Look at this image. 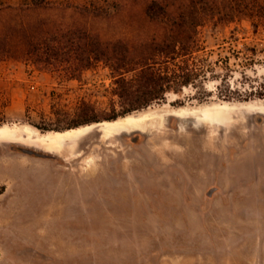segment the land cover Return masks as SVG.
<instances>
[{
  "label": "rangeland",
  "instance_id": "1",
  "mask_svg": "<svg viewBox=\"0 0 264 264\" xmlns=\"http://www.w3.org/2000/svg\"><path fill=\"white\" fill-rule=\"evenodd\" d=\"M41 1L0 0V17L158 31L149 0ZM199 39L206 78L128 114L103 62L70 79L0 60V264H264V28L207 22ZM82 103L99 121L61 150Z\"/></svg>",
  "mask_w": 264,
  "mask_h": 264
},
{
  "label": "trees",
  "instance_id": "2",
  "mask_svg": "<svg viewBox=\"0 0 264 264\" xmlns=\"http://www.w3.org/2000/svg\"><path fill=\"white\" fill-rule=\"evenodd\" d=\"M30 1L33 6L42 4ZM17 11L12 7L1 11L6 17H0V60L24 59L70 79L103 62L111 70L112 93L123 114L206 78L207 67L197 57L202 50L199 27L205 23L226 25L247 19L256 29L264 28V0H149L142 18L158 31L139 43L103 40L85 26L57 24L49 18L25 20ZM257 94L264 98V93ZM82 105L83 122L99 121L93 107Z\"/></svg>",
  "mask_w": 264,
  "mask_h": 264
},
{
  "label": "bare ground",
  "instance_id": "3",
  "mask_svg": "<svg viewBox=\"0 0 264 264\" xmlns=\"http://www.w3.org/2000/svg\"><path fill=\"white\" fill-rule=\"evenodd\" d=\"M132 120H135V119L133 118ZM111 124L113 125L114 128H116L115 125H114L115 123H111ZM93 126L94 125H87L85 127L74 128V129L67 130V131L59 133L61 150L74 149L75 142H77L84 135L89 133V131L93 128ZM203 128H204V126H202L201 129L203 130ZM67 142L69 143V145H67Z\"/></svg>",
  "mask_w": 264,
  "mask_h": 264
}]
</instances>
